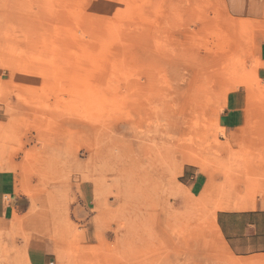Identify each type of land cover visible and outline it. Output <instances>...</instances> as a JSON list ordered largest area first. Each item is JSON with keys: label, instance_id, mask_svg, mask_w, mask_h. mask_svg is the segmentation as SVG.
<instances>
[{"label": "rangeland", "instance_id": "1", "mask_svg": "<svg viewBox=\"0 0 264 264\" xmlns=\"http://www.w3.org/2000/svg\"><path fill=\"white\" fill-rule=\"evenodd\" d=\"M1 176L0 264H264V0H0Z\"/></svg>", "mask_w": 264, "mask_h": 264}, {"label": "crops", "instance_id": "2", "mask_svg": "<svg viewBox=\"0 0 264 264\" xmlns=\"http://www.w3.org/2000/svg\"><path fill=\"white\" fill-rule=\"evenodd\" d=\"M0 181V220L5 222L6 230H10L14 224H7L9 221L12 222L14 216L18 211V201L16 196V191L12 183L9 185L5 182L4 178L1 176ZM5 196L10 197V202L6 204ZM5 212V219H3V214ZM4 224V223H3ZM28 260L30 264H49V255L43 249H31L27 252Z\"/></svg>", "mask_w": 264, "mask_h": 264}, {"label": "built area", "instance_id": "3", "mask_svg": "<svg viewBox=\"0 0 264 264\" xmlns=\"http://www.w3.org/2000/svg\"><path fill=\"white\" fill-rule=\"evenodd\" d=\"M191 179H193V177H191Z\"/></svg>", "mask_w": 264, "mask_h": 264}]
</instances>
